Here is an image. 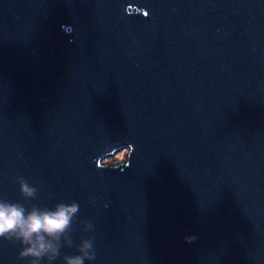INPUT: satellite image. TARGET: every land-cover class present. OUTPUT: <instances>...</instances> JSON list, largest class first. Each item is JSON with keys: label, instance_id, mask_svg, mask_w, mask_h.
<instances>
[{"label": "water", "instance_id": "obj_1", "mask_svg": "<svg viewBox=\"0 0 264 264\" xmlns=\"http://www.w3.org/2000/svg\"><path fill=\"white\" fill-rule=\"evenodd\" d=\"M0 198L77 202L85 264H264V0H0Z\"/></svg>", "mask_w": 264, "mask_h": 264}, {"label": "clouds", "instance_id": "obj_2", "mask_svg": "<svg viewBox=\"0 0 264 264\" xmlns=\"http://www.w3.org/2000/svg\"><path fill=\"white\" fill-rule=\"evenodd\" d=\"M19 195L25 201L38 198L39 186L30 184L24 177H15ZM79 204L75 201L57 202L51 207L26 205L19 201L0 198V239L18 244V258L27 264H85L95 261L94 238L82 237L74 245L73 225H83V231L91 233V221H78ZM195 237H186L192 242ZM75 248V254H62V248Z\"/></svg>", "mask_w": 264, "mask_h": 264}]
</instances>
